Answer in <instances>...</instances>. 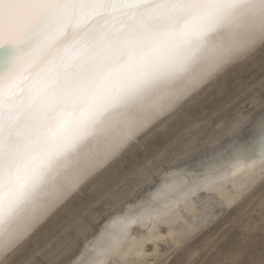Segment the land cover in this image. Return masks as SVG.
Segmentation results:
<instances>
[{"label":"bare ground","instance_id":"6f19581e","mask_svg":"<svg viewBox=\"0 0 264 264\" xmlns=\"http://www.w3.org/2000/svg\"><path fill=\"white\" fill-rule=\"evenodd\" d=\"M2 46L0 247L79 211L74 195L94 194L155 138L187 137L195 152L185 160L221 144L248 160L264 151V0H0ZM233 171L238 184L252 178L250 162ZM169 203L192 211L183 199ZM177 222L150 241L180 233ZM121 226L106 225L113 234ZM85 234L53 241L57 259L72 264ZM110 240L98 234L86 250Z\"/></svg>","mask_w":264,"mask_h":264},{"label":"snow or ice","instance_id":"6c2138e0","mask_svg":"<svg viewBox=\"0 0 264 264\" xmlns=\"http://www.w3.org/2000/svg\"><path fill=\"white\" fill-rule=\"evenodd\" d=\"M247 135L245 129L237 139L243 141ZM192 152V144L182 134L151 140L143 151L122 158L119 167L100 179L94 194L81 189L74 195L71 205L79 211L57 213L33 236L0 247V264H69L70 257L57 259L53 241L74 232L86 234L79 245L85 250L72 264H150L145 259L151 255L149 241L163 235V226L173 215L182 217L184 223L172 225L180 235L176 247L167 253L170 264H264V179H255L257 168L264 177V151L259 158L248 160L221 144L211 151H199V157L183 159ZM174 160L179 163L173 164ZM249 162L252 178L238 184L232 179L233 168ZM173 175L187 179L162 189ZM180 199L191 204L190 214L169 203ZM96 217L99 219L93 223ZM114 218L122 222L115 234L106 227ZM61 221V227H55ZM140 228L148 229V234L138 231ZM134 233V242L129 244ZM98 234L111 240L98 243L89 255L85 242ZM35 239L42 242L36 246ZM257 249L259 259L250 255Z\"/></svg>","mask_w":264,"mask_h":264},{"label":"rangeland","instance_id":"374dc122","mask_svg":"<svg viewBox=\"0 0 264 264\" xmlns=\"http://www.w3.org/2000/svg\"><path fill=\"white\" fill-rule=\"evenodd\" d=\"M260 179H264V177L261 176ZM260 181L261 180H259L258 182ZM178 233L179 232L174 233L173 237H169L168 235H165V238H161L158 241L156 240L155 241L156 243L154 242L155 245L152 241H149L150 244L152 245L151 255L146 256L145 259H147L150 262V264L152 261H155L156 264H170V260L167 253H169L172 249L176 247L175 239L180 235V233L179 234ZM155 249L158 251L156 253H153ZM250 255H254L256 259H259V250L257 249L255 253Z\"/></svg>","mask_w":264,"mask_h":264},{"label":"water","instance_id":"95a60500","mask_svg":"<svg viewBox=\"0 0 264 264\" xmlns=\"http://www.w3.org/2000/svg\"><path fill=\"white\" fill-rule=\"evenodd\" d=\"M7 51H8V46H2V47H0V61L3 58V54L6 53Z\"/></svg>","mask_w":264,"mask_h":264}]
</instances>
